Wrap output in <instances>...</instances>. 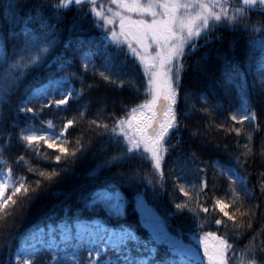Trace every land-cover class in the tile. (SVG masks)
Segmentation results:
<instances>
[{
  "label": "trees",
  "instance_id": "obj_1",
  "mask_svg": "<svg viewBox=\"0 0 264 264\" xmlns=\"http://www.w3.org/2000/svg\"><path fill=\"white\" fill-rule=\"evenodd\" d=\"M120 2L159 18L161 5L175 11L174 121L159 167L120 131L149 97L140 46L119 35ZM259 7L0 0V264H22L14 254L37 236L43 242L29 264H208L201 252L189 256L161 240L152 220L186 245L216 237L226 264H264ZM102 190L122 193V214L95 201ZM100 228L130 234L118 246L92 242ZM71 251L76 260H65Z\"/></svg>",
  "mask_w": 264,
  "mask_h": 264
},
{
  "label": "rangeland",
  "instance_id": "obj_2",
  "mask_svg": "<svg viewBox=\"0 0 264 264\" xmlns=\"http://www.w3.org/2000/svg\"><path fill=\"white\" fill-rule=\"evenodd\" d=\"M245 1V0H244ZM246 2V1H245ZM119 23L123 38L133 40L140 46L137 57L142 65L147 81L148 101L131 113L120 123L127 144L133 150H142L147 153L155 166L160 165L164 150V139L174 121L175 89L173 81L174 57L177 52L180 36L171 32L174 26L175 11L169 6L161 5L163 17L159 18L148 8L139 7L138 4H125L120 2ZM246 4L250 7L262 5L261 0ZM159 18V19H158ZM33 130L30 136H37ZM53 141L56 134H45ZM4 180L0 179V194L3 190ZM95 201L100 203L110 215H120L124 211V196L119 190H102L95 195ZM144 215H151L144 210ZM161 240L172 245L179 253L197 256L199 252L208 264H226L224 244L214 236H205L198 239L194 245L183 244L178 239H170L163 233L161 226L153 220L149 223ZM102 229L97 230L96 236L90 234L92 242L104 237ZM129 232L105 237V242L110 246L121 244ZM158 238V239H159ZM32 251H24L21 257L25 264L28 263ZM76 251L65 252L63 258L72 260L76 258ZM30 256V257H29Z\"/></svg>",
  "mask_w": 264,
  "mask_h": 264
},
{
  "label": "bare ground",
  "instance_id": "obj_3",
  "mask_svg": "<svg viewBox=\"0 0 264 264\" xmlns=\"http://www.w3.org/2000/svg\"><path fill=\"white\" fill-rule=\"evenodd\" d=\"M247 3L256 2L257 0H245Z\"/></svg>",
  "mask_w": 264,
  "mask_h": 264
},
{
  "label": "snow or ice",
  "instance_id": "obj_4",
  "mask_svg": "<svg viewBox=\"0 0 264 264\" xmlns=\"http://www.w3.org/2000/svg\"><path fill=\"white\" fill-rule=\"evenodd\" d=\"M262 3H264V0H261ZM157 167H159V165L157 164ZM177 207H180V205H177Z\"/></svg>",
  "mask_w": 264,
  "mask_h": 264
}]
</instances>
